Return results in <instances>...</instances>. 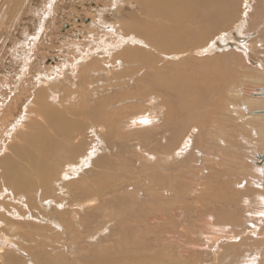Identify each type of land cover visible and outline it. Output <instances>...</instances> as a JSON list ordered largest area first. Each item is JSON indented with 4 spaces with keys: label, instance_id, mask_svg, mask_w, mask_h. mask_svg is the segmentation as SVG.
Here are the masks:
<instances>
[{
    "label": "bare ground",
    "instance_id": "6f19581e",
    "mask_svg": "<svg viewBox=\"0 0 264 264\" xmlns=\"http://www.w3.org/2000/svg\"><path fill=\"white\" fill-rule=\"evenodd\" d=\"M54 1L49 0L48 9L46 8L47 13H50ZM126 2L138 6L140 18L135 17V15H131L130 18L121 15L120 10ZM243 2L245 6L234 23L235 29L239 31L241 39L249 36V41H247L252 43V53L261 55L264 53V35H262L264 33V0H244ZM233 5L234 0H113L111 20L107 21L109 24L107 23V31H105L109 38L103 39L102 44L96 46L97 50L94 49L96 52L87 50L86 52L83 51L84 53L81 52L68 65L60 69L59 77L58 75L50 77L51 75L39 73L36 79L38 87L32 95L30 94L18 115L13 111L14 105L12 103L16 100L13 98L15 96L14 91L4 103L3 99L0 100V106L3 107L1 108L2 114L8 117L9 123H7L10 126L4 133L10 138H17L10 145L9 149L12 152H7L8 146L5 143L0 147V264H44V248L46 247L43 246L45 245L43 241L47 239L51 242L50 251L56 252V246L52 242L57 240L54 239L55 237H61L62 234L64 235V239L62 238L63 246H69L72 249L67 248L72 256L70 260H78L74 251L75 239L78 235L80 238V234H83L84 231H87L90 238L93 236L95 232L90 231L91 227L87 223H89L92 214L101 215L105 195L97 193V195L86 198L66 200L64 196L75 189L67 185L69 184L68 181L81 177L89 178L83 186L84 190L89 189L92 185L96 190L108 191V185L112 181L108 175L97 176L98 170L90 169L88 172L91 177H88L86 169L95 164L99 170L105 171L112 167V157L115 156L116 164L118 163L128 174L129 165L127 166L122 153L120 151L114 152L112 146V143L117 139L127 135V139L151 138L152 132H158L157 129L163 127L169 133L168 141L166 139L164 144L158 145V148L160 147L164 156L168 150L170 154L171 150L175 149L174 146L189 121L187 120L188 123L182 124L179 130H176L171 121L172 111L166 107H164L166 113L162 115L160 120V114L153 108L144 109L127 116L131 104H127L126 101L132 99L131 96H127L132 93L136 85L142 84L146 85L144 92L159 89L169 94L172 100L179 99L186 105V113L193 111L190 110L193 106L197 109L198 104L202 103V97L196 98L195 96L192 97V93L189 94L192 87L196 86V89H201L197 81L182 83L180 80L183 78L179 75L181 70L173 75H168L163 71V65L156 69L154 66L157 64L158 56L156 55L162 54L174 58L177 55L176 52H190V49L196 47L198 43H205L199 46L200 51L197 50L199 52L228 51V49L222 50L221 47L215 46L216 41L220 38L223 39L226 34L222 33L216 41H208L207 44L209 45H207L206 29H218L228 24L235 16ZM45 21H47L46 14L39 22L38 30L36 33L34 32L33 41L37 39L39 33H42ZM225 45L227 46V44ZM249 50L247 49V52ZM250 55L247 56L250 57ZM185 58L187 61H194V58L188 54ZM234 58L237 60L238 56L235 57L234 55ZM23 62L21 74H25L29 69L32 63L30 56H27ZM230 63L231 58L229 56L222 58L223 72H220L221 77L218 79L223 80V83L219 86L216 84L214 88V90L217 89V95L219 91L222 97L219 95V101L215 102L212 115L215 119L222 114L225 106L223 99L226 92L229 93L230 91V95L245 93L249 105L252 106V108L248 106L242 110L239 103L235 105V101L231 102L234 105L232 106L234 109H232L238 118L223 114V116L220 115L221 120L217 118V124L215 123L217 125H215L216 132L223 135L221 140L217 137L220 142L223 140L222 147L218 143V150L222 153L220 157L224 160L227 155H230L233 170L241 175L239 180L243 179L245 182L243 189L238 190L231 187V180L226 178L228 174L225 178L217 176L207 182L204 181L203 190L197 199L190 201L191 204L189 205H194L196 202L211 203L218 212L205 214L214 221L209 220L205 224H200L196 214L191 213L190 238L184 242H186L187 253L188 251L191 252L192 256L176 261L171 257L164 259L158 250H169L167 256L176 253V236L168 227H174L177 224L178 219L176 218L180 217V212L178 214L173 205L177 199L181 200L183 193L189 187L191 178L187 156L190 154V150L188 151L186 147H183L184 158L175 161L171 167H168L177 170L176 175L161 171L159 167L164 163L167 164L166 160L163 162L158 159V164H155L153 156L143 151L139 155L140 160L144 165L155 169L157 165L159 172L153 176L152 183L149 180H142L138 190L136 189L137 192L133 190L130 193H123L119 202L121 205L119 207L112 205V208L116 210L115 215L111 209H107L106 214L111 217V220L105 222L106 225L103 228L107 233L103 234L107 237L105 238L107 241L113 242V245L107 248L102 247L100 251H109L110 249L120 251L119 248L124 249L125 243L143 246L146 253L143 252L140 255L130 257L133 261L128 264H196L197 259L201 260L200 257L204 254L209 255L215 264H264V161L258 158V156L264 155V95H262L264 85L256 84L254 88L248 86V88L253 89L249 92L246 89V92L241 90L237 84L238 80H248L250 83L252 80L264 82V64L258 60L255 64H251V67L243 68L241 65L243 63L240 62L239 65L242 69L239 71V68L238 70H230ZM209 78L211 77L209 76ZM99 80H106L107 84L98 90H94L93 88ZM186 80L201 79L195 77ZM227 81H234V87L230 91H227L229 89L227 88ZM130 83L132 84L129 85ZM108 84L114 87L112 93L98 98L93 101V104L87 102L88 93L91 98H95L97 92H104ZM187 85L190 86V91L187 90ZM206 89L208 92L210 88ZM206 89L198 92L203 94ZM0 96H2L1 93ZM49 97L53 98L52 101L50 99V102L48 101ZM174 97L176 98L173 99ZM191 99H194L193 102ZM189 115L192 116L190 113ZM84 116H87L88 119L82 120ZM78 117L85 123L79 122ZM206 119L208 118L205 117L202 121L205 126L208 123ZM239 119L243 120L240 124L237 122ZM89 120L97 122H90L86 125ZM231 127L234 129V134H231ZM89 128L94 129L92 135L94 136V143L90 142L86 147L84 146L86 139L78 134L83 129ZM139 130L143 131L138 132ZM194 137L201 147H204L205 150L202 151L205 154V159L207 156L214 162L217 158H213L214 151L209 150V154L206 152V148L209 149V140L214 139L210 131L208 132L206 128L204 130L202 128L197 129ZM211 144L213 143L211 142ZM252 144H259L258 147L261 148V151L252 154L254 158L252 156L250 158L249 152H247ZM192 149L195 150L196 148ZM197 152L200 153V150L197 149ZM216 153L215 155H217ZM57 155L70 156L67 159L66 170L55 179L50 180L49 159L53 160ZM119 155L123 158L122 160ZM22 165L24 166L22 167ZM83 166L86 167L82 168ZM204 170L206 172V166ZM75 176L77 177L75 178ZM176 177L178 182H176ZM239 180L233 181L239 185ZM197 184L199 183L194 180V191ZM248 184L250 188L246 189ZM159 185H164V188ZM50 186L51 191L49 192ZM115 189L116 186H113L111 192ZM37 190H40L38 194ZM161 191L166 192V197ZM89 198H93V200L87 201ZM131 201L135 206L130 210L128 208ZM90 204L95 205L89 206ZM240 204L245 211H247L246 206H253L252 210L247 211L249 215L245 213L251 220L252 218L256 220L252 223L251 228L249 225L244 227L239 216H235L234 207ZM257 205L263 209H258L259 206L257 207ZM80 213L83 214L80 215ZM66 214H68L67 220ZM207 216L203 218L206 220ZM247 220L250 219L244 221ZM230 225L234 226V230L231 229L232 226ZM82 228L83 230H81ZM130 236L133 237L132 240H130ZM246 245L251 247L247 249ZM128 246L130 247V245ZM123 249H121L122 252H124ZM152 250L156 252L153 251V253ZM119 255L113 253L107 257L101 258L99 256L92 262L89 261L88 264H93V262L94 264H118V260L129 259L127 254L123 256L124 258H119ZM105 261L109 263H105Z\"/></svg>",
    "mask_w": 264,
    "mask_h": 264
},
{
    "label": "rangeland",
    "instance_id": "374dc122",
    "mask_svg": "<svg viewBox=\"0 0 264 264\" xmlns=\"http://www.w3.org/2000/svg\"><path fill=\"white\" fill-rule=\"evenodd\" d=\"M243 1L244 0H234L233 10H234L235 16L233 17L232 20H230L228 22V24H226L225 26L220 27L218 29H216V28H214L213 30L206 29V44L208 41H211V40L216 41V39L218 40V38H220L219 36H221L222 33L223 34L225 33L226 36L223 39L220 38V40L222 42L220 40L216 41L215 46L221 47L222 50L228 49V51L199 52L200 51L199 46H201L205 43H203V44L198 43V44H196V47L190 49V52H188V51L176 52L177 55H175L174 58L173 57L171 58V56H164L162 54L156 55V56H158L157 57V64L154 65V66H156L155 67L156 69L161 68V66L163 65L162 66L164 69L163 71L168 75H173V74H175V72L177 73V72H179V70H181L182 72H179V75L183 78V80H180L182 83L197 81V83L200 85L201 89L200 88L196 89L195 88L196 86L192 87V89L188 85L186 87H187L188 91H190V89H191L189 94L191 95V93H192V97H194V96L196 98L202 97V103L198 104L199 107L197 106L198 107L197 109L195 108V106H193L190 109L193 111H187V113H186V109H185L186 105L184 103L180 102V100L177 99L176 97L173 98V99L176 98L175 100H172L169 94L164 93L163 91H161L159 89H155V90L151 89V91L144 92V90L146 89V85H142V84H140V86L136 85V87L134 88L132 93L128 94V96H127V97L131 96V98H132L131 101H126L127 104H131V107H129V109L127 111L128 112L127 116L135 114V113H137L141 110H144V109L153 108L158 112V114H160V117H159V120H160L162 115H164L166 113V110L164 109V107H166L167 109L169 108L172 111L171 121H172V125L174 123L176 130H179V128L181 127L182 124H186L187 120L189 121V123L187 122L188 123L187 126H185V129H183V131L181 132L180 138L174 146L175 149L174 150L172 149L171 150L172 152L170 154H169V150H168V152L165 156H164L162 150L160 149V147L158 148V145L164 144L166 139L168 141L169 133L167 132V129L163 128V127L158 128L157 129L158 132H152L151 138L140 137L137 139H134V138L127 139V136H128L127 135L126 137L119 138L115 142H113L112 143L113 144L112 146L114 149L113 151L116 153L120 151L122 153V157L127 162V166L129 165L128 174H126V172L124 171V168H121L118 165V163L116 164V161H115L116 157L115 156L112 157L113 160L111 159L112 160V167L108 168L105 171L99 170V168H97L95 166V164H93L91 167H88L86 169V173H88V177H91V174L88 172V170H90V169L98 170L97 176H99L101 174H107L108 178L112 180V181H110V184L108 185V191L96 190L92 187V185L89 187V189L84 190L83 186L88 181L89 178L85 179V178L81 177L79 179L69 180L68 181L69 184H67V185L69 187H73L75 189L73 192L64 196V198H66V200H74V199H79V198H83V197L86 198V197H90L93 195H97V193H100L102 195H105V197H106V198L103 197L105 199L104 205H103L104 208H103V210H101V215L92 214L91 218L89 219V223H87V225L89 227H91L90 231L92 233L95 232L93 234V236L90 238L87 235V231H84L83 234H80V236H81L80 238L78 235V237L75 239V241H76L75 245L76 246H74V248H75L74 251H75L77 258H78L77 261L73 260V259H72L73 261L70 260L72 258V256L70 255L71 253L67 250V248H69V250L71 248L69 246L68 247L63 246L62 238L64 239V237H63L64 235L62 234L61 237H55L54 239H57V240L52 242V244H54V246H56V248H55L56 252H54V250L50 251L51 250L50 249L51 248L50 247L51 242H49L47 239H45L43 241L45 244L43 246L46 247V248H44V252H45L44 264H56V263L57 264H88L89 261L92 262L93 260H95V258H97L99 256L101 258L107 257L108 255H111L113 253L120 254L119 258H124L123 256L127 254L129 259H126V260L123 259L121 261L118 260L117 263L118 264H128V263H131L133 261L130 259V257H132L134 255H140L143 252L146 253V250L143 248V246H140L139 244H133V243H125V245H123V247L125 246L124 249L119 248L120 251H121V249H123L124 252H122V251L120 252L117 249H110L109 251H107V250L100 251L102 249V247L107 248L108 246L113 245L112 244L113 242L107 241L105 239L107 237L104 236V234H106L107 232L103 228V226L106 225V223H105L106 221L111 220V217H109L106 214L108 212L107 209L108 208L111 209L113 212V215H115L116 210L112 208V205H116V207H119L121 205L119 202L121 201L123 193H130L133 190H135V192H137L136 189L138 190V186L142 182V180H144V181L149 180V182L152 183L153 176L157 175V173L159 172L157 165H156V169H155V168H152L150 166L144 165V163L140 160L139 155L143 151H145L146 153L153 156V160H154L155 164L157 163L158 159L160 161H163V162L166 160L167 164L164 163L159 168L161 169V171H165V172L167 171V173L170 172V173L176 175L177 170H175L173 168L169 169L168 167H171L175 161H180V159L184 158L183 157L184 153H182V151H184V150H182L183 147H186L188 151L190 150V154L187 156L189 158L188 166H189V173H190V178H191L190 183H189V187L183 193L181 200L177 199L178 201L176 200V202L173 205L174 210L178 214L180 212V217L176 218V219H178L177 224L174 227H168V229L171 232H173L176 236V241H177L176 253L171 254V256H167V252L169 250H161V251L158 250V253H160L161 256L164 257V259H166V258L170 259V257H171V258L175 259V261H176L177 259L183 260V259H186L185 257H191L192 256L191 252L188 251V253H187V250L185 249V243L186 242H184V241H188L190 238V230L192 228V225L190 223V216H191L190 214L191 213L196 214V217H198L197 219L200 220L199 221L200 224H205L209 220L214 221V220H211V218L206 215V214L209 215V212H218V210H216L214 207H212L211 203L204 204V203L196 202L194 205H189V204H191L190 201L197 199V196L201 193V190H203L202 187H203L204 181L207 182L211 179H214V177H217V176H222L225 178V176L227 174L229 175L230 173H232L229 175L230 177L228 175L226 176V178H228V180H231V183H232L231 187L236 188L238 190L243 189V187L245 186V182L243 181V179L239 180L241 178L239 176H241V175L238 174L237 171L233 170V168L231 166L230 155H227L224 158V160H222L220 157V156H222V153H220L218 148H219V144H220V147H222L221 145L223 144V142H222L223 140L220 142V140H221L220 138H222L223 135H222V133L216 132L217 128L215 127V125L217 124V121H218L217 118H219L221 120L220 115L223 116V114H224L227 116L230 115L232 117L234 116V118L235 117L238 118V116H236V114H235V111L233 110L234 108L232 107V106H234L232 104L234 101H235L234 104L236 103L235 105H237L239 103L242 110H245L246 107H248V106H250L252 108V106L249 105V103H248L249 100H247L245 93H243L241 95L240 94L230 95V93H231L230 89H232V87H234L233 86L234 81H231V82H228L229 80L227 81L228 82L227 88H229L227 91H230V92L229 93L226 92V95L223 99V102H224L223 105H225V106L223 107L222 114L218 115V117H215V119L212 115V113H214L215 102L219 101L220 97H222L219 94V91H218V95H217V89L214 90V88H215L216 84L219 86L223 83V80L218 79V77H221L219 74H220V72L221 73L223 72V67H222L221 61H222V58L224 56H229V58H231V63L229 64L230 70H232V69L238 70V68H239V71H241L240 69H242V68L239 65L240 62L243 63V64H241L243 68L251 67V64H255V62H257L258 60H259V62L264 64V53H261V55L255 54V53L253 54L251 51L252 43L248 42L250 37L245 36V39H241V37H239V31L236 30L235 26H234V23L236 22V20L241 15V11H242L243 7L245 6L243 4L244 3ZM48 2H49V0H0V93L2 95V96H0L1 97L0 100L3 99L4 100L3 103H4L5 100L9 99L8 96L13 94V91H14L15 96H13V98H15L16 100H14L12 104L14 105L13 111H15L14 113H16L17 115H18L19 110L22 108L23 104H25V102L27 101L30 94L32 95L34 93V91L36 90V88L38 87V82L36 79L38 78L39 73L51 75L50 77L57 76L60 73V69H62L64 66L68 65L69 62L72 61L75 57L79 56L81 52L84 53L87 50V51L94 53V52H96L95 50H97L96 46H98V44H102L103 39L109 38V35L106 34L105 31H107L106 27L109 24L107 21L111 20L110 17L112 14L111 12H112V8H113V6H112L113 0H55L53 2L52 9H51L50 13H47V9H48L47 6L49 4ZM120 11H121L120 13L123 17L127 16L130 18L131 15H135V17H139V18L141 17L140 10H139L138 6L130 5L129 2H126V4L124 6L122 5V8ZM135 13H137V14H135ZM45 14H46V20L47 21H45L44 29L42 30V33H39L40 35L37 37V39L35 40L36 42H35V41H33L35 33L38 30V27H40L39 22L42 20V18H43V16H45ZM262 35H264V33ZM224 40H226V41H224ZM218 44H220V45H218ZM224 44H227V46L226 45L224 46ZM207 45H209V44H207ZM247 49H250L249 52H247ZM197 50H199V51H197ZM251 53H252V56L250 55ZM187 54L190 55L191 58H194V61H187V58H185L187 56ZM234 55H235V57L238 56L237 60H236V58H234ZM247 55H250V57ZM27 56H30L32 63L29 66V69L25 72V74H21L22 73L21 72V70H22L21 66L24 63L23 60L26 59ZM239 56H240V58H239ZM165 60H166V62H165ZM162 61H163V63H162ZM237 61H239V62H237ZM234 66H235V68H234ZM208 75L211 78H209ZM59 76L60 75H58V77ZM195 77H197L201 80H186L188 78H195ZM206 77L209 79H207ZM214 79L218 82H216ZM19 80H21V82H18ZM207 81H209V82H207ZM212 83H215V84L211 85ZM106 84H107L106 80L105 81L99 80L93 89L98 90V89L102 88L103 86H105ZM131 84L132 83H130L129 85H131ZM237 84H238L239 88H241V90L243 89L246 91V89H248V92H249V91H251V89L254 88V86L256 84L264 85V82L263 81L258 82L257 80H252V83H250L248 80H238ZM250 84H252V85H250ZM88 86H90V85H88ZM148 86L150 88V85H148ZM248 86L253 87V88L250 89V87L248 88ZM206 88H210V89H208V92H206L207 91ZM105 89L106 90L104 92L98 91L97 96L95 95V98H91L89 96L90 94L88 93L87 102L90 104H93L94 103L93 101L97 100L98 98H100L102 96L108 95L114 91V87H112L111 84H108ZM204 89H206V90L203 92V94L199 93L200 90L202 92V90H204ZM219 95H220V97H219ZM238 95H240V96H238ZM247 96H248V94H247ZM52 97H49V99H48L49 102H50V99L52 101V99L54 98V97L53 98ZM151 98H153V99L151 100ZM191 100L193 102L194 99H191ZM71 104H72V102H71ZM183 104H184V106H183ZM53 106H56V105H53ZM1 108H3V107L0 106V119H1V121H0V147L3 143H5L8 146L7 152L10 153V152H12L11 149H9L10 145L13 144L17 138H14V137L10 138L8 135H6V133H4L5 130L8 129L10 126H8L9 119L7 116H3ZM225 108H228V109H225ZM196 111H198V112H196ZM5 112H6V110L4 111V113ZM188 112L192 115L191 117H190ZM225 112H226V114H225ZM193 113H194V115H193ZM231 113H232V115H231ZM1 114H2V116H1ZM187 115H188V117H186ZM11 116H12V114H11ZM205 117L208 118V119H206V122H208V123H206V126H205V123L202 122L203 119H205ZM190 118H191V122H190ZM77 119L79 120V122L85 123V121H82V120H87L88 117L84 116L82 118V120L80 119V117H78ZM213 120H215V121H213ZM239 120L237 122L240 124L241 121H243V120H240V121ZM244 120H246V119L244 118ZM247 120H248V118H247ZM90 122L96 123L97 121L89 120L86 125H88ZM198 127H200V128H198ZM201 128L203 130L206 128L207 131L208 132L210 131L211 135H213V137H214V139L212 138L213 139L212 141L210 139L209 140L210 142H208V144L210 143L209 149H208V147L206 148L207 153L209 150L212 152L214 151L213 158L217 157L214 162L211 160L210 157L206 156L207 160L205 159V154H203V151H202L204 149V147H201L200 143L194 137V135L197 132V129L200 130ZM93 130L94 129H92V128L91 129L90 128L89 129H83L82 132H79V134H78L80 137L86 139V145L84 144V146H86V147L88 146V143H90V142L94 143V141H93L94 136H92ZM233 130H234L233 127H231V129H230L231 134L235 133V132H233ZM140 131H143V130H139L138 132H140ZM217 134H218V136H217ZM220 135H221V137H220ZM217 137L220 140L217 139ZM214 141H215V143H214ZM211 142L213 144H211ZM216 144H218V146H216ZM258 145L259 144H256V145L252 144L251 147L248 145L250 150L247 152H249L250 158H251V156L253 157V155H252L253 153H256L257 151H261V148L258 147ZM211 146H213V147H211ZM115 148H116V150H115ZM190 148L191 149L196 148V149L191 150ZM214 148L216 149V151ZM197 149L200 150V153L197 152ZM211 149H213V150H211ZM247 149H248V147H247ZM215 153L217 155H215ZM69 156L57 155L53 160L49 159L48 172L51 173V179L50 180L55 179V177H58L59 175H61L64 172V170H66L67 161H68L67 159ZM122 157L120 156L121 160L123 159ZM148 158L150 159V157H148ZM216 160H218V161H216ZM23 166L24 165H22V167ZM205 166H206V172L204 170ZM85 167L86 166H83L82 168H85ZM140 171H141V173H140ZM248 171H249V167H248ZM221 173H222V175H221ZM202 175H203V177H202ZM204 175L206 178L204 177ZM117 176H119V177H117ZM76 177L77 176H75V178ZM82 179L84 181H81ZM232 179L237 180V181L239 180L240 181L238 183L239 185H236V183ZM194 180L196 183H199L196 185L195 191H194V187H193ZM95 182H96V180H95ZM176 182H178L177 177H176ZM113 186H116V189L113 192H111V188ZM159 186L164 188V185H159ZM247 186L248 187H246V189H249L250 188L249 184ZM252 187L253 186H251V188ZM38 189H40V188H38ZM252 189H254V188H252ZM35 190H36V188H35ZM39 191L40 190H37V194L39 193ZM50 191H51V186L49 187V192ZM161 193H163V196L166 197L165 191H161ZM90 200H93V198L87 199V201H90ZM132 202L133 201H131L130 207L128 208L130 210L134 208L133 206H135L134 204H132ZM91 205L94 206L95 204H90L89 206H91ZM220 205L222 206V204H220ZM254 206L256 207L255 204H254ZM258 206L259 205H257V207ZM99 207H101V206H99ZM245 208L248 211L250 209L252 210L253 206H246ZM258 209H263V208H261L259 206ZM256 210H257V208H256ZM247 211H245V209L241 206V204L236 205V207H234L235 216H237V217L239 216L240 220H242V222H243V226L246 227L249 225V227L251 228L252 223L256 220H254L252 218V220H253L252 221L251 218L247 217L246 215H249V212H247ZM202 213H204V214H202ZM245 213H246V215H245ZM82 214L83 213H80V215H82ZM205 216H207L206 220H205V218H203ZM258 216H260V215H258ZM256 217H257V213H256ZM65 218H66V220L68 219V214L65 215ZM207 218H208V220H207ZM244 218L250 219V220L244 221L245 220ZM203 219H204V221H203ZM130 226H132V225H130ZM230 226H232L231 229L234 230L233 229L234 226L233 225H230ZM230 226H228L229 229H230ZM228 228H226V229H228ZM41 229H43V228H41ZM206 229H207V227H206ZM257 229H256V232H257ZM81 230H83V228ZM103 230H105V231H103ZM50 236L53 237L52 234H50ZM132 238L133 237L130 236V240H132ZM103 239H104V241H103ZM98 241H100V242H98ZM81 242H82V244H80ZM77 245H79V246H77ZM128 245H130V247ZM182 245H184V246H182ZM64 247H65V249H64ZM250 247L251 246L246 245L247 249H249ZM112 250H113V253H112ZM153 251L156 252L155 250H152L151 252H153ZM178 251H179V253H177ZM51 252H52V254H51ZM66 253H68V254L70 253V254L68 255ZM162 253H164V254H162ZM64 255H67V256H64ZM47 258H49V259H47ZM64 258H65V260H64ZM200 259L201 260H199V258L197 259L196 264H209V263L215 264L212 261V259H210L209 255L204 254V255H202V257H200ZM105 263H109V262L105 261ZM93 264H94V262H93Z\"/></svg>",
    "mask_w": 264,
    "mask_h": 264
},
{
    "label": "water",
    "instance_id": "95a60500",
    "mask_svg": "<svg viewBox=\"0 0 264 264\" xmlns=\"http://www.w3.org/2000/svg\"><path fill=\"white\" fill-rule=\"evenodd\" d=\"M262 95H264V90H263V92H262ZM258 158H259L260 160H263V161H264V155H260V156H258Z\"/></svg>",
    "mask_w": 264,
    "mask_h": 264
}]
</instances>
